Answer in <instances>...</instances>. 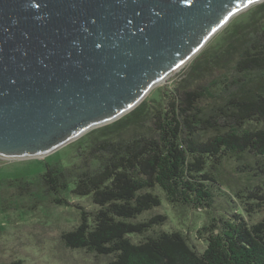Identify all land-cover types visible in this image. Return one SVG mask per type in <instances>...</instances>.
Segmentation results:
<instances>
[{
  "label": "trees",
  "instance_id": "1",
  "mask_svg": "<svg viewBox=\"0 0 264 264\" xmlns=\"http://www.w3.org/2000/svg\"><path fill=\"white\" fill-rule=\"evenodd\" d=\"M247 14L190 63L169 111L153 113L155 100H144L8 188L21 200L72 205L79 223L62 235L64 245L109 257L105 264H264V2ZM164 181L217 214L208 248L165 211L143 217L163 206ZM213 188L224 195L219 202Z\"/></svg>",
  "mask_w": 264,
  "mask_h": 264
},
{
  "label": "water",
  "instance_id": "2",
  "mask_svg": "<svg viewBox=\"0 0 264 264\" xmlns=\"http://www.w3.org/2000/svg\"><path fill=\"white\" fill-rule=\"evenodd\" d=\"M264 0H0V158L44 157L136 108Z\"/></svg>",
  "mask_w": 264,
  "mask_h": 264
},
{
  "label": "rangeland",
  "instance_id": "3",
  "mask_svg": "<svg viewBox=\"0 0 264 264\" xmlns=\"http://www.w3.org/2000/svg\"><path fill=\"white\" fill-rule=\"evenodd\" d=\"M255 5L234 16L222 30L207 42L205 47L192 60L170 75L166 81L156 85L148 93L144 100L147 102L155 100L156 109L152 111L153 113L159 110H162V112L169 111V104L172 102L174 95L178 93H176L175 87L184 78L185 71L190 63L208 45L215 43L219 34L231 22L245 20L247 13ZM206 91L210 95V93L217 90L207 87ZM72 142L44 157L23 160L0 158V196H2V204L0 205V262L9 263L22 258L26 259L25 261L30 264H105L110 260L109 257L96 256L93 253H87L82 250H70L64 245L62 235L72 230L79 223V211L72 205L69 207L55 206L42 197L37 198V200L33 199V201L30 197L21 200L16 195L15 189L8 188L11 178L26 177L27 173V179L36 177V173L42 170L44 162L51 158L56 159L58 154L69 147ZM75 153L76 151H74ZM162 184L163 189L160 187L157 189V193L163 199V206L156 212L143 217L148 218L153 214L165 211L170 215L172 225L183 229L193 244L200 247V249H204L206 246L208 248L210 239L211 241L215 240L210 228L213 222L212 219L217 214L212 213L211 210L206 211L191 205L188 199L184 200L170 183L164 181ZM212 194L216 197V201L219 202L220 200L217 197L222 193L220 194L213 188ZM65 197L71 198V204L78 203V200L73 199L69 195ZM83 204H85L86 208L92 206V202L88 198L83 199ZM228 211L231 213L233 209ZM167 226L170 227L169 225Z\"/></svg>",
  "mask_w": 264,
  "mask_h": 264
}]
</instances>
